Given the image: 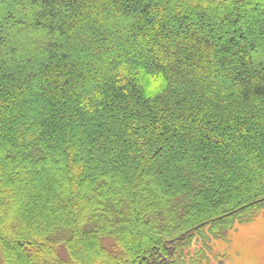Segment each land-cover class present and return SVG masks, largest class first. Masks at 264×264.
<instances>
[{
    "label": "trees",
    "instance_id": "obj_1",
    "mask_svg": "<svg viewBox=\"0 0 264 264\" xmlns=\"http://www.w3.org/2000/svg\"><path fill=\"white\" fill-rule=\"evenodd\" d=\"M259 210L264 0H0V264H205Z\"/></svg>",
    "mask_w": 264,
    "mask_h": 264
},
{
    "label": "rangeland",
    "instance_id": "obj_2",
    "mask_svg": "<svg viewBox=\"0 0 264 264\" xmlns=\"http://www.w3.org/2000/svg\"><path fill=\"white\" fill-rule=\"evenodd\" d=\"M212 245L205 264H264V210L246 223H236L220 236H207ZM224 262H220V260Z\"/></svg>",
    "mask_w": 264,
    "mask_h": 264
}]
</instances>
